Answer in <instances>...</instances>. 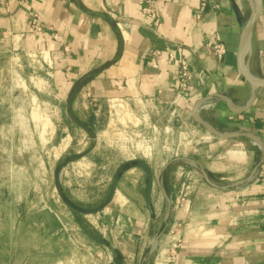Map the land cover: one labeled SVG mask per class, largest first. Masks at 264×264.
Returning a JSON list of instances; mask_svg holds the SVG:
<instances>
[{"label":"crops","instance_id":"crops-1","mask_svg":"<svg viewBox=\"0 0 264 264\" xmlns=\"http://www.w3.org/2000/svg\"><path fill=\"white\" fill-rule=\"evenodd\" d=\"M154 12L158 23L143 0H0V56L36 60L53 103L66 109L70 99L81 122L96 123L97 112L115 101L172 114L197 108L201 159L214 160L199 164L201 186L179 187L185 198L171 203L172 229L159 241V257L168 259L178 240L173 264H264V86L246 111H234L251 88L239 59L250 3L154 0ZM33 14L40 32L31 26ZM216 42L225 48L222 59L214 56ZM180 61L191 77L185 91L176 90ZM243 64L264 80V0ZM96 137L91 156L100 148ZM183 168L178 176L188 175ZM121 185L117 196L125 195ZM118 244L105 264H134Z\"/></svg>","mask_w":264,"mask_h":264},{"label":"rangeland","instance_id":"rangeland-1","mask_svg":"<svg viewBox=\"0 0 264 264\" xmlns=\"http://www.w3.org/2000/svg\"><path fill=\"white\" fill-rule=\"evenodd\" d=\"M33 62L0 56V264H105L118 243L135 257L134 264L159 263L165 246L148 259V240L165 227L156 175L177 157L205 166L214 160L201 159V116L141 102L107 105L96 123L79 121L101 135L99 151L91 156L89 136L70 121L64 105L53 103ZM134 160L153 173L152 215L144 200L146 172L127 165ZM181 166L188 175L178 176ZM116 172L125 195L115 190L111 199ZM56 178L64 200L78 209L109 203L93 214L78 213L59 197ZM193 182L202 185L200 170L185 163H173L160 178L174 204L182 199L178 189ZM169 222L162 236L171 232ZM96 234L107 245L94 241Z\"/></svg>","mask_w":264,"mask_h":264},{"label":"water","instance_id":"water-1","mask_svg":"<svg viewBox=\"0 0 264 264\" xmlns=\"http://www.w3.org/2000/svg\"><path fill=\"white\" fill-rule=\"evenodd\" d=\"M248 1L250 3V7H251V16H250V19H249V21H248V23H247V25H246L243 33H242L241 46H240V49H239V59H240V70L243 73V75L245 76V78L247 79V81L250 83L251 88H250V91H249V97L247 99L246 104L243 107L234 109V111H236L238 113H242V112L246 111L251 106V104L253 103V100L255 98L257 89L262 87V86H264V80H260V79H257L255 77H253L248 72V70L245 67V65L243 64L244 56L248 53V49H249V42H250L252 27H253L255 21L258 18L259 10H260V3H261V0H254L255 5L253 6L252 5L253 3L251 2V0H248ZM246 47H247V52L245 53V50H246L245 48ZM66 111H67V115H68L70 121L74 125L79 127L80 129L84 130L87 133V135L89 136V140L91 141L92 145H91L89 151L86 152V154H88L95 147L96 134L89 127H87L86 125L80 123L75 118V116L73 115L72 109H71V100L70 99H68V101L66 103ZM197 113H198L197 108H195L193 110V112L191 113L192 117L197 119L198 118ZM252 140L255 141L256 143H258L259 151L261 153H263V145L260 143V141L257 138H253ZM173 163H185L187 165L196 166V167L199 168L200 173H202V175L205 176V178H206V174L204 173L203 170H201V166L199 165V163H197L195 160H192V159H189V158H185V157H182V158H178L177 157V158L173 159L172 161H170L169 163H167L166 165H164L161 168V170L156 175V182H157V185L160 188V191L162 193L163 199L165 201V212H164V218H163L165 227L167 226L168 221L170 219L171 206L172 205H171V200H170L168 194L161 187L160 178L163 175V173ZM127 165H137V166L141 167L146 172V175H147V187H146V193H145L144 200H145V205H146V207L148 209V212L152 215L153 214V209H152V205H151V195H152V192H153V183H154L153 173H152V171L150 170V168L148 167V165L144 161H140V160L136 161V160H134V161L128 162ZM120 175H121L120 172H116L115 173V177L113 179V184H112V191H111V195H110L111 199L113 198V196L115 194L116 186H117V183H118ZM55 186H56V190H57V193H58L59 197L64 200L63 195H62V191L60 189V185H59V182H58L57 178L55 179ZM65 203H66V205L69 208L73 209L74 211H76L78 213H81V214H93V213L101 211L103 208H105L108 205L109 202L105 203L100 208L92 210V211H86V210L78 209L74 205L69 203L68 201H65ZM165 227L162 229V231H160L154 237H152L151 239L148 240V259L149 260L154 255L155 250L158 247V244H159V241L161 239V236L164 234Z\"/></svg>","mask_w":264,"mask_h":264},{"label":"built area","instance_id":"built-area-1","mask_svg":"<svg viewBox=\"0 0 264 264\" xmlns=\"http://www.w3.org/2000/svg\"><path fill=\"white\" fill-rule=\"evenodd\" d=\"M20 1H26V0H20ZM209 0H203L204 4L207 3ZM143 3L146 7V12L147 15L149 16V18H151L152 20H154L155 23H158V19L155 16V12H154V0H143ZM31 26L33 28L34 32H40V27L38 25V15L37 14H33L32 18H31ZM212 50L214 53V56L217 59H222V57L225 55V48L221 43H214L212 46ZM180 66V72L178 77L176 78L175 84H176V90L177 91H185L187 89V83L190 80V72L188 69V65L185 61H180L179 63ZM112 104H127L125 102L122 101H115L110 103ZM255 146L257 145L258 149H259V145L258 143H256L255 141H253ZM263 179H264V174H263ZM184 197H182V199H184ZM179 246V241L177 240L176 242H174L172 244V247L170 248V254L168 256V259H160L159 263L156 264H173L174 262V254H175V250L177 249V247Z\"/></svg>","mask_w":264,"mask_h":264},{"label":"trees","instance_id":"trees-1","mask_svg":"<svg viewBox=\"0 0 264 264\" xmlns=\"http://www.w3.org/2000/svg\"><path fill=\"white\" fill-rule=\"evenodd\" d=\"M87 127H88V126H87ZM95 236H96L95 238H96L97 240L94 239V241H96L97 243H100V244H102V245H103V244H104V245H107V242H106L105 240L101 239V238L99 237L98 234H96ZM115 252H116V251H115ZM116 254H117V253H116Z\"/></svg>","mask_w":264,"mask_h":264},{"label":"bare ground","instance_id":"bare-ground-1","mask_svg":"<svg viewBox=\"0 0 264 264\" xmlns=\"http://www.w3.org/2000/svg\"><path fill=\"white\" fill-rule=\"evenodd\" d=\"M251 2L253 3L252 5L254 6L255 5L254 0H251ZM245 49H246L245 50V53H246L247 52V47Z\"/></svg>","mask_w":264,"mask_h":264}]
</instances>
